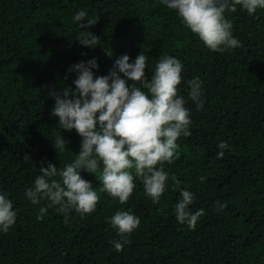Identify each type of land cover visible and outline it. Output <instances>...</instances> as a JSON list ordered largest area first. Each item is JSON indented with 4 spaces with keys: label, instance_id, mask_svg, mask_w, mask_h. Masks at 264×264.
<instances>
[{
    "label": "trees",
    "instance_id": "16d2710c",
    "mask_svg": "<svg viewBox=\"0 0 264 264\" xmlns=\"http://www.w3.org/2000/svg\"><path fill=\"white\" fill-rule=\"evenodd\" d=\"M79 9L94 23L80 28L72 20ZM224 15L240 43L217 52L160 0H0V192L16 210L14 224L0 232V264H264V9L249 15L237 5ZM85 31L97 37L96 46L79 43ZM139 51L146 76L164 53L181 61L177 94L190 117L187 135L176 139V158L164 164L169 178L160 199L145 196L134 176L120 203L81 169L99 197L91 212L65 217L46 197L32 204L24 189L41 164L63 167L79 149L75 130L59 129L49 114L52 93L71 86L68 66L96 57L93 72L105 75L117 57L126 53L131 61ZM194 76L199 107L185 83ZM59 132L64 151L52 146ZM180 188L194 194L189 208L204 210L192 228L174 218ZM41 206L46 211L37 220ZM117 209L140 218L119 251L108 219Z\"/></svg>",
    "mask_w": 264,
    "mask_h": 264
},
{
    "label": "clouds",
    "instance_id": "9594fccd",
    "mask_svg": "<svg viewBox=\"0 0 264 264\" xmlns=\"http://www.w3.org/2000/svg\"><path fill=\"white\" fill-rule=\"evenodd\" d=\"M160 3L174 10L181 24L206 48L217 52L240 43L232 34V21L224 15L226 9L235 11L239 5L249 15L264 9V0H160ZM72 20L81 28L82 24L94 23L95 18L79 9L73 13ZM85 33L77 37L79 43L89 48L96 46L97 37ZM146 59L141 51L131 61L126 53L122 54L105 75L94 74L93 69L98 67L96 57L68 66L66 73H74L71 86L65 85L52 93L49 114L55 117L59 129L75 130L80 137L79 149L72 151L73 158L63 167L51 162L46 166L41 164L31 187L24 189L32 204L46 197L47 206H56L65 217L69 211L91 212L99 197L91 182L80 175L81 169L94 174L101 190L120 203L132 193L134 176L139 177L145 196L153 203L160 199L169 178L164 164L176 158V139L187 135L190 117L184 96L177 94L181 61L164 53L155 60L150 76H146ZM185 83L188 97L199 107L200 78L194 76ZM52 146L55 151L66 149L60 132ZM224 147V142H219L218 157L223 155ZM172 181L179 184L175 176ZM193 199L190 190L180 188L179 197L172 205L175 220L189 228L194 227L204 211L188 207ZM218 208H223V204L218 203ZM45 211V206L39 207L36 219H41ZM15 219L13 201L0 192V232H7ZM108 219L119 236L110 243L119 251L128 243V234L138 226L140 218L129 210L117 209Z\"/></svg>",
    "mask_w": 264,
    "mask_h": 264
}]
</instances>
